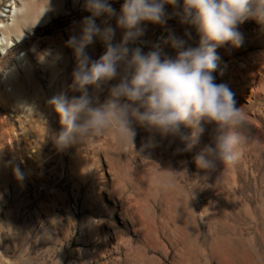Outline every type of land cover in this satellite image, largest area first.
<instances>
[{"label": "rangeland", "instance_id": "1", "mask_svg": "<svg viewBox=\"0 0 264 264\" xmlns=\"http://www.w3.org/2000/svg\"><path fill=\"white\" fill-rule=\"evenodd\" d=\"M122 3L113 0L112 7L118 12ZM165 10L173 12L170 5ZM0 14L7 15L0 16V26L6 27L10 43L9 49L0 48V79L5 82L0 86V264H138L142 244L146 264H264V26L247 20L238 26L241 46L216 49L215 82L233 93L249 139L239 145L235 164L207 174L194 157L209 142L211 125L183 152L177 151L185 147L179 139L162 137L134 121L132 142L110 127L94 143L59 148L53 137L62 126L49 102L61 94L79 95L69 88L76 60L66 42L79 35L80 21L90 13L84 0H0ZM110 23L115 27L114 18ZM142 27L144 35L130 47L144 52L170 32L193 47L200 40L196 29L177 17L164 26L145 22ZM19 35L25 38L16 43ZM121 36L117 29L114 42ZM103 52L98 39L86 49L93 60ZM163 54L174 58L176 52L164 45ZM15 63L20 76L30 75L34 85L32 96L23 94L20 112L15 107L19 95L10 89L13 81L3 80ZM51 64L57 66V90L51 87ZM117 82L95 90L99 102ZM182 131L191 133L190 128ZM242 169L259 200L248 196L243 183L234 193L225 191L223 182ZM195 172L208 186L204 193H189ZM118 175L123 179L117 184ZM174 184L182 191L173 194L179 216L165 192ZM140 214L149 217L146 229L155 233L159 245L145 243ZM231 244L238 249L228 255L221 247Z\"/></svg>", "mask_w": 264, "mask_h": 264}, {"label": "clouds", "instance_id": "2", "mask_svg": "<svg viewBox=\"0 0 264 264\" xmlns=\"http://www.w3.org/2000/svg\"><path fill=\"white\" fill-rule=\"evenodd\" d=\"M112 3L84 0L90 15L80 21L79 35L66 42L76 60L69 88L79 95L61 94L49 102L62 126L54 143L59 148L94 143L110 127L132 142L134 121L162 137L179 139L185 147L177 151L183 152L191 150L211 125L209 142L194 157L197 168L210 174L219 165L235 164L241 155L239 145L249 139L247 122L233 93L215 82L216 49L225 44L241 46L238 26L247 20L264 26V0H123L118 12ZM165 5L172 6L171 14ZM172 17L196 29L197 46L170 32L148 52L130 47L144 35L145 22L164 26ZM113 18L115 27L110 23ZM117 29L122 36L115 43ZM97 39L104 52L93 60L86 49ZM164 45L175 50L174 58L163 54ZM112 80L118 82L99 102L95 90ZM182 128H190L191 133L186 135Z\"/></svg>", "mask_w": 264, "mask_h": 264}, {"label": "bare ground", "instance_id": "3", "mask_svg": "<svg viewBox=\"0 0 264 264\" xmlns=\"http://www.w3.org/2000/svg\"><path fill=\"white\" fill-rule=\"evenodd\" d=\"M2 11L6 12V13H9L10 10L4 8V9H2ZM0 16L7 17L6 14H4V15L0 14ZM2 23H3V21L0 19V24H2ZM5 31H6V27L5 26H3V27L0 26V48L2 50L9 49V47H10V43L7 40V35L4 33ZM13 33L15 35L18 34V33H15V31ZM8 37H9V35H8ZM21 37H22V35H19V36L15 37L16 43H18L19 41H21L22 39L25 38V36H24V38H21ZM9 40H10V38H9ZM16 66L19 67V64L15 63V64H13V66H8L7 67V70L5 71V74L7 76H4L3 80L9 79V80L13 81V84L11 85L10 89H11V92H12L13 95H16V96L19 95L17 101L15 102V107H16V110L20 112V108H24V106H25V102H24L23 97H22L23 94H28V95L32 96V90L34 88V85L31 82L30 75L20 76V74L18 73L20 68H19V70H17ZM47 69L49 71L50 78L52 79L51 87L53 89L57 90V84H55L53 82L54 79L57 78V66L51 64V65H49L47 67ZM4 83L5 82H3L2 79H0V86H5ZM25 117H28V116H25ZM25 120H28V118H25ZM28 122L31 124L32 127L35 128V126H33L34 121L29 120ZM38 130H40L39 129V125H38ZM122 179H123V177L118 175L117 176V184ZM193 181L195 182V184L193 183ZM191 182L193 183L192 189L189 190V193H191V194L204 193V188L208 187L206 184H204V178H203V176L200 175L199 172H195L193 174V176L191 178ZM240 183H243L244 187L246 188V190L248 192V196L250 198H255L256 200H259L258 199V194H257V188L255 186L251 187L249 177L247 176V174L244 172L243 169H242V171H241L239 176L232 177V179L230 181L223 182V186H226L225 191L228 194H231V193H234V191L239 188V184ZM114 184H113V186H114ZM165 192L167 193V195H168V197L170 199V203H171V205L173 207L174 213L177 216H179V212L177 211L178 208L176 207V205L174 203V199H173V194L174 193H177V196H178V194L182 192L181 189L179 188V185L174 184L171 187H168L165 190ZM138 201H139V199H138ZM138 201H137L136 206H138ZM261 204L264 205L262 202H261ZM187 208L189 210H191V212H193L192 207H187ZM202 215L204 216V213H202ZM140 216H141V219L143 220V229L145 230V232H144V235L146 237L145 243H153V244L159 245L160 242L157 240V238L155 236V233H149V229H146L149 226V223H150L149 217L146 214H140ZM147 221H149V222H147ZM179 224L181 225V223H179ZM217 226H218L219 229L223 228L222 225L217 224ZM142 247H143V244L141 246H138V254H139V259H140L138 264H146V262L144 261V258H143L144 253H143ZM221 249L226 251L228 253V255H232V254L237 252L238 247H237V244H231V246L229 248L221 247ZM231 262H232V260H231Z\"/></svg>", "mask_w": 264, "mask_h": 264}]
</instances>
